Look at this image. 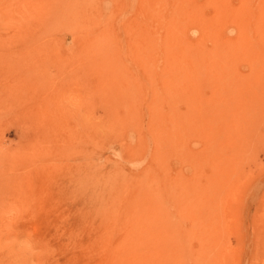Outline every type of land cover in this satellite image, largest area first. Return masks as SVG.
Returning a JSON list of instances; mask_svg holds the SVG:
<instances>
[{"label":"rangeland","instance_id":"rangeland-1","mask_svg":"<svg viewBox=\"0 0 264 264\" xmlns=\"http://www.w3.org/2000/svg\"><path fill=\"white\" fill-rule=\"evenodd\" d=\"M180 1L160 0L161 43L170 22L185 11ZM226 1L238 18L264 7V0ZM93 2L86 14L110 20L113 28L117 23L124 48L135 29L127 25L129 12L116 10L137 7L138 0ZM195 3L204 18L216 13L207 0ZM77 15L75 0H0V264H103L123 240L125 221L105 216L111 200L105 181L122 144L94 131L105 121V106L80 94L94 73L75 58ZM147 20L139 21L140 29ZM224 21L225 34L238 33L233 20ZM198 34L191 26L182 38L211 50L213 42ZM163 50L155 55L159 70ZM218 62L203 57L197 71H175L173 127L161 133L171 147L152 172L173 179L166 207L190 231L192 252L210 248L204 264H264V74L253 73L243 57L228 60L227 74L218 71ZM163 96L159 87L155 97ZM149 150L143 165L152 159ZM218 167L222 177L215 181ZM130 199L119 194L115 214H127ZM154 240L151 247L159 249L160 239Z\"/></svg>","mask_w":264,"mask_h":264},{"label":"bare ground","instance_id":"bare-ground-1","mask_svg":"<svg viewBox=\"0 0 264 264\" xmlns=\"http://www.w3.org/2000/svg\"><path fill=\"white\" fill-rule=\"evenodd\" d=\"M207 2L216 8V13L209 19L195 8L199 7L195 0H181L180 7H185V11L170 22L169 33L162 43L156 33L160 0H138L137 7H130V4L117 7L116 12L122 15L129 12L127 25L135 29L126 26L131 33L125 37L123 48L122 40L116 39L117 23L113 28L110 20L104 23L99 17L88 16L86 11L93 8V0H75L79 8L75 19L78 33L75 58H83L80 62L85 60L88 66H82L90 67L94 73L92 78L85 80L80 94L90 104L96 102L105 106V121L95 125L94 131L103 138H116L122 144V152L116 153L113 169L105 181L111 195L105 216L122 219L126 225L121 229V245L103 264H204L203 258L210 254L208 246L197 252L189 249L190 231L180 226L171 209L166 207V202L173 200L170 191L174 181L167 175H164L166 179L159 172H152V169L162 167L163 154L171 147L161 138V133L173 127L175 71L195 72L203 57H211L219 59L218 71L227 74L231 71L228 60L243 57L250 59L253 73L264 74V7L261 14L238 18L228 12L230 6L226 0ZM226 19L237 24L238 33L234 36L223 32L228 25ZM146 20L148 27L140 29L139 21ZM191 26L198 28L200 40L213 42L211 50H204L199 41L183 40L187 27ZM161 47L165 66L159 70L156 57ZM184 56H189L191 61L181 62ZM76 59L72 63L78 66L85 63ZM224 82L223 77L218 79V83ZM111 84H117V87L112 88ZM159 87L165 90L164 100L160 101L155 97ZM148 150L152 159L143 165L142 154ZM125 156L129 161L124 162ZM218 171L214 175L215 181L222 177L223 168L218 167ZM219 183L217 189L223 182ZM196 192L200 196L202 189ZM122 193H128L132 198L128 202L130 211L125 215L115 214L122 204L118 200ZM156 236L162 243L159 249L151 247Z\"/></svg>","mask_w":264,"mask_h":264}]
</instances>
